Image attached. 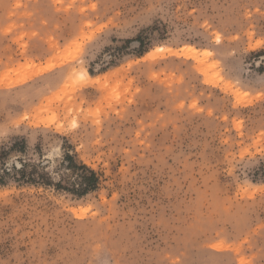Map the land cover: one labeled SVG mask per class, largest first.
Wrapping results in <instances>:
<instances>
[{"label":"rangeland","instance_id":"374dc122","mask_svg":"<svg viewBox=\"0 0 264 264\" xmlns=\"http://www.w3.org/2000/svg\"><path fill=\"white\" fill-rule=\"evenodd\" d=\"M0 264H264V0H0Z\"/></svg>","mask_w":264,"mask_h":264},{"label":"trees","instance_id":"16d2710c","mask_svg":"<svg viewBox=\"0 0 264 264\" xmlns=\"http://www.w3.org/2000/svg\"><path fill=\"white\" fill-rule=\"evenodd\" d=\"M80 167L86 170V172H83L81 174V188L79 190V191L84 192V191L89 190L90 188L95 187L97 176L93 170L88 169L86 166L82 165Z\"/></svg>","mask_w":264,"mask_h":264},{"label":"bare ground","instance_id":"6f19581e","mask_svg":"<svg viewBox=\"0 0 264 264\" xmlns=\"http://www.w3.org/2000/svg\"><path fill=\"white\" fill-rule=\"evenodd\" d=\"M158 48H161V46L158 47ZM187 50H188L189 52H193V53H196V51H197V49L193 48L192 46H188V47H187ZM204 50H205V49H204ZM205 51H206V50H205ZM150 53H151V52H149V54H150ZM83 73H84L85 76H88V74H87L86 71H83Z\"/></svg>","mask_w":264,"mask_h":264}]
</instances>
